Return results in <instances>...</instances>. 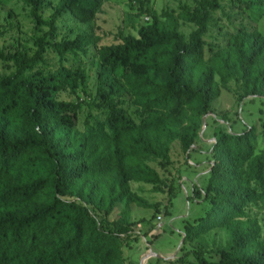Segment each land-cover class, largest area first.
I'll return each mask as SVG.
<instances>
[{"label": "trees", "instance_id": "16d2710c", "mask_svg": "<svg viewBox=\"0 0 264 264\" xmlns=\"http://www.w3.org/2000/svg\"><path fill=\"white\" fill-rule=\"evenodd\" d=\"M104 1L59 0L45 20V0H22L35 29L46 31L29 52L0 47V65L11 70L0 76V264H131L120 235L132 223V206L151 208L131 184L162 183L149 161L169 167L175 141L187 154L229 82L238 84L242 101L264 100L262 33L240 26L205 59L203 38L221 0L179 9L178 19L196 28L188 38L172 14L142 10L135 0L148 21L136 36L99 50L92 101H58L60 92L74 94L85 81L84 70L72 71L67 63L88 56L93 36L58 40L57 24L65 16L87 24ZM228 2L249 7V0ZM116 82L129 94L134 117L113 100ZM83 111L80 131L77 115ZM262 132L251 126L214 139L203 191L209 208L184 228L182 242L216 229H226L229 239L217 261L197 252L196 264H264L259 223L247 213L251 207L264 211Z\"/></svg>", "mask_w": 264, "mask_h": 264}, {"label": "rangeland", "instance_id": "374dc122", "mask_svg": "<svg viewBox=\"0 0 264 264\" xmlns=\"http://www.w3.org/2000/svg\"><path fill=\"white\" fill-rule=\"evenodd\" d=\"M59 0H45L43 18L47 20ZM142 10L172 14L178 19L179 9L184 6L193 8L198 0H139ZM249 7L244 9L233 7L228 0H221L219 11L212 14L209 31L204 36L205 59L212 57L222 48L227 37L240 26L254 28L264 35V0H249ZM135 0H105L100 4L94 19L87 24H78L75 19L65 16L58 24V40H72L79 34L89 32L93 36V45L87 57L74 61L68 58L67 65L73 71L77 67L84 70L86 79L74 94L62 91L56 95L58 101L90 102L96 94V80L99 71L97 61L101 48L119 44L121 37L136 36V29L147 23L148 17L140 14ZM193 24L178 19V30L185 38L195 31ZM46 31V28L35 29L29 18V8L22 0H0V47L7 52L18 53L34 49L33 43ZM51 67L55 65V59ZM10 69L0 65V76L9 74ZM218 82V78H215ZM113 100L118 107L134 117V107L129 94L123 85L116 82ZM98 115V112H94ZM210 114L203 119L201 130L196 134L194 144L188 154H183L180 144H170L171 165L165 169L156 161H149V166L159 174L162 183L152 187L131 184V190L141 196L150 209L131 207L130 222L127 231L120 238L123 242V257L129 261L128 249L133 240H138V252L131 257L133 264H140L141 257L149 253L150 264H196L195 254L200 252L207 261H217L226 250L229 239L226 229H216L192 243L182 244L185 226H193L208 209L203 200L209 168L212 164L211 149L214 139L220 132L239 135L249 127L255 126L259 133L264 131V100L242 101L239 86L231 81L223 86L221 96L210 108ZM214 115L216 118H214ZM215 119V120H214ZM86 120V112L77 115V129L82 130ZM222 121V122H221ZM205 123V126H204ZM203 129V130H202ZM261 139V138H260ZM183 181V187L179 181ZM196 188V195L193 191ZM176 192V194H175ZM88 213L97 221L100 216L86 207ZM120 210L118 208L117 212ZM116 212V213H117ZM116 213L110 218L113 220ZM251 217H255L260 227V242L264 245V211L256 207L247 209ZM160 218V230L156 229V218ZM112 229V227H110ZM137 237V238H136ZM144 238L149 246H143ZM142 252V253H141ZM174 255L176 260L174 261ZM180 259V261L177 259ZM142 262L145 263L144 260Z\"/></svg>", "mask_w": 264, "mask_h": 264}, {"label": "crops", "instance_id": "0c3cea01", "mask_svg": "<svg viewBox=\"0 0 264 264\" xmlns=\"http://www.w3.org/2000/svg\"><path fill=\"white\" fill-rule=\"evenodd\" d=\"M213 117H215L214 115H212ZM216 118V117H215ZM222 122V121H221ZM203 130V129H202ZM188 154V153H187ZM186 154V155H187ZM207 178H208V175H207ZM206 182H207V179H206ZM179 184H181V188L183 187V181H179ZM205 186H206V184H205ZM194 188V187H193ZM205 188V187H204ZM175 194H176V192H175ZM203 200H204V194H203ZM208 208H209V205H208ZM208 210V209H207ZM206 210V211H207ZM205 214V213H204ZM204 216V215H203ZM202 216V217H203ZM201 218V217H200ZM198 221V219L195 221V224H196V222ZM185 227H189V226H185ZM183 236V235H182ZM137 238V237H136ZM138 240H139V238H137V240H133L132 241V243L129 245V249H128V255H129V261L127 262V263H131V264H133L132 262H131V257H133L134 256V254L136 253V252H138V249H137V244H138ZM141 242H143V246H149V244L145 241V239L144 238H142L141 240H140ZM182 244H183V242H182ZM142 253V252H141ZM152 257V255L151 254H149V253H147V254H145L144 255V257H141V261H140V264H150L149 263V259ZM176 258V255H174V259ZM142 260H144L145 261V263L144 262H142ZM170 260H169V258H168V260H167V264H168V262H169Z\"/></svg>", "mask_w": 264, "mask_h": 264}, {"label": "built area", "instance_id": "2783aa9c", "mask_svg": "<svg viewBox=\"0 0 264 264\" xmlns=\"http://www.w3.org/2000/svg\"><path fill=\"white\" fill-rule=\"evenodd\" d=\"M147 21H148V19H147ZM156 221H157V224H156V229H157V230H160V229H161V227H162V226L159 224V222H160V218H159V217H157V218H156Z\"/></svg>", "mask_w": 264, "mask_h": 264}]
</instances>
